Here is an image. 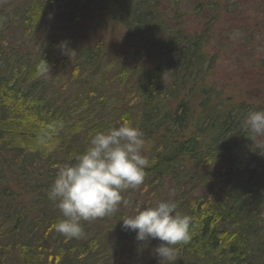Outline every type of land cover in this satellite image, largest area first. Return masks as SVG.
Instances as JSON below:
<instances>
[{
  "label": "trees",
  "instance_id": "obj_1",
  "mask_svg": "<svg viewBox=\"0 0 264 264\" xmlns=\"http://www.w3.org/2000/svg\"><path fill=\"white\" fill-rule=\"evenodd\" d=\"M48 1L70 22L96 10L108 16L131 56L114 58L101 43L67 55L60 47L66 38L51 40L34 60L29 53L8 55L1 38L9 17L0 7V264L5 256L16 264H113L123 246L105 241L90 221H82L80 239L55 230L63 216L47 192L93 135L125 121L144 134L145 207L174 200L191 217L190 239L177 246L176 264H264V152L243 125L264 102L240 100L210 82L215 59L206 48L220 0L196 3V13L207 8L211 18L193 32L182 0ZM21 4L17 22L35 32L48 4ZM42 59L51 80L37 70ZM69 63L71 81L59 87ZM106 72L107 90L93 85ZM252 158H259L257 168Z\"/></svg>",
  "mask_w": 264,
  "mask_h": 264
},
{
  "label": "rangeland",
  "instance_id": "obj_2",
  "mask_svg": "<svg viewBox=\"0 0 264 264\" xmlns=\"http://www.w3.org/2000/svg\"><path fill=\"white\" fill-rule=\"evenodd\" d=\"M25 1L0 0V7L4 10L5 16L9 17L1 38L2 48H5L8 55L11 51L24 55L29 53L34 60L39 52L48 48V45L51 47V40L62 41L66 38L67 47L73 51L78 47H92L101 43L108 46L109 52L114 53V58L122 56L125 59L130 58L131 55L123 51L125 44L120 34L122 30L99 11L91 13L81 22H70L48 0H37L40 3H47L48 6L41 22L36 25L35 32H32L17 22L21 3ZM198 1L200 0H182V9L186 12L185 26L191 32L200 31L211 18L207 8L196 13ZM206 49L215 59L210 75L211 83L219 90L222 89L225 94L240 100L264 102V0H220V13L211 24L210 42ZM71 65L72 63L68 65L67 73L60 79L59 87L62 86V82L71 81L68 73ZM52 78L53 73L45 76L46 81ZM93 82V85L99 84L106 89L108 82H111V72L95 76ZM66 92L65 90L64 94ZM258 159L252 158L250 163L252 168H257ZM14 189L19 191L18 188ZM260 190L264 196V183ZM123 193L122 197L128 201L127 204L121 202L113 215L90 221L91 228L103 233L105 241L120 243V246H123L122 252L116 253L111 259L113 264H130L134 258L140 261L150 259L155 256L153 249L158 242L156 239L137 241L135 232L124 231L121 225L119 227L121 218L135 215L136 209L145 207L147 203L140 186L127 189ZM30 196L27 194L23 199ZM261 215L264 218V209ZM114 223L118 227H111ZM3 258L5 264H16L10 257Z\"/></svg>",
  "mask_w": 264,
  "mask_h": 264
},
{
  "label": "clouds",
  "instance_id": "obj_3",
  "mask_svg": "<svg viewBox=\"0 0 264 264\" xmlns=\"http://www.w3.org/2000/svg\"><path fill=\"white\" fill-rule=\"evenodd\" d=\"M60 47L67 55L75 52L67 42ZM37 70L41 75L51 72L44 59ZM243 125L252 144L260 154L264 152V109L249 111ZM144 145L143 132L127 121L93 135L76 161L58 170L47 192L63 216L55 230L68 239H80L85 235L82 221L111 216L121 202L127 204L122 193L139 187L145 178L149 161L143 154ZM177 209L174 200L138 207L135 215L120 220L122 230L135 232L137 241L159 240L161 243L153 249L159 264H176L177 246L188 242L191 226V217Z\"/></svg>",
  "mask_w": 264,
  "mask_h": 264
}]
</instances>
